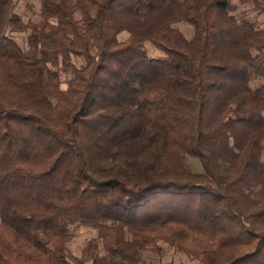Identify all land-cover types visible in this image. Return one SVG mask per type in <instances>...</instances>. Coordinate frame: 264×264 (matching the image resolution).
I'll use <instances>...</instances> for the list:
<instances>
[{
	"label": "trees",
	"instance_id": "1",
	"mask_svg": "<svg viewBox=\"0 0 264 264\" xmlns=\"http://www.w3.org/2000/svg\"><path fill=\"white\" fill-rule=\"evenodd\" d=\"M16 7L0 0V264H153L164 245L264 264L261 22L233 0H41L30 24ZM76 226L96 231L78 256Z\"/></svg>",
	"mask_w": 264,
	"mask_h": 264
},
{
	"label": "rangeland",
	"instance_id": "2",
	"mask_svg": "<svg viewBox=\"0 0 264 264\" xmlns=\"http://www.w3.org/2000/svg\"><path fill=\"white\" fill-rule=\"evenodd\" d=\"M17 7L16 12L22 17L25 23H33L40 20V12H41V0H16ZM234 9L232 10V14L239 15L243 11H247L249 16L253 19H258L261 22V25L264 27V13L259 14L257 10H255L252 4L242 3L240 0H233ZM187 38H191L194 34L193 28L185 22H180L175 24ZM30 30H26L25 32H13L11 33V37L23 48L26 49L28 45V35ZM129 34L127 32H122L119 35V39L121 41L127 40ZM145 49L148 52V55L151 57H159L162 54L161 51L156 49L151 43L145 42ZM72 61L77 65L81 66L84 64L83 58H78L72 56ZM68 75L64 74L63 78H67ZM66 85L64 84L63 87ZM188 164L194 172L203 171L202 163L199 159L194 157L187 158ZM73 239L69 243V252L71 255L78 256L82 248L84 247L85 241L87 238L96 235V231L88 228V227H79L76 226L72 229ZM164 252L160 256H157L154 252H145L144 257L147 261L153 262V264H167L171 259H174L178 264H203V262L199 260L191 259L186 254L177 252L174 248H167L165 245L163 246Z\"/></svg>",
	"mask_w": 264,
	"mask_h": 264
}]
</instances>
